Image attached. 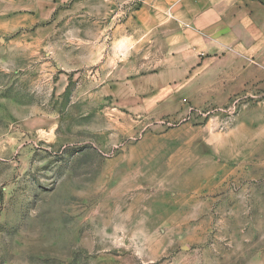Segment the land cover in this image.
Instances as JSON below:
<instances>
[{
	"label": "rangeland",
	"instance_id": "rangeland-1",
	"mask_svg": "<svg viewBox=\"0 0 264 264\" xmlns=\"http://www.w3.org/2000/svg\"><path fill=\"white\" fill-rule=\"evenodd\" d=\"M143 2L0 0V264H264V64Z\"/></svg>",
	"mask_w": 264,
	"mask_h": 264
},
{
	"label": "crops",
	"instance_id": "crops-1",
	"mask_svg": "<svg viewBox=\"0 0 264 264\" xmlns=\"http://www.w3.org/2000/svg\"><path fill=\"white\" fill-rule=\"evenodd\" d=\"M143 1L137 16H162V25L172 16L179 31L193 24L194 46L229 47V55L256 57L264 64V0H160L161 7L154 9L147 6L153 0ZM177 42L184 46V37Z\"/></svg>",
	"mask_w": 264,
	"mask_h": 264
}]
</instances>
